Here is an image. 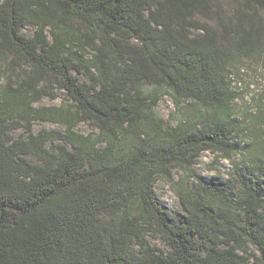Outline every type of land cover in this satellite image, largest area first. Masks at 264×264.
<instances>
[{"label": "trees", "instance_id": "1", "mask_svg": "<svg viewBox=\"0 0 264 264\" xmlns=\"http://www.w3.org/2000/svg\"><path fill=\"white\" fill-rule=\"evenodd\" d=\"M213 1L0 0V54L22 72L0 104V264H264V152L235 165L231 198L204 199L208 189L196 186L180 224L154 195L158 174L175 164L205 152L230 161L250 150L241 146V90L229 64L235 51L253 54L254 32L200 25L196 16L207 18ZM248 3L264 10V0ZM27 25L37 29L31 37ZM71 28L84 30L82 45L96 51L86 67L73 62ZM82 67L88 84L71 75ZM40 82L62 89L74 110L66 144L52 151L44 148L52 133L31 132L32 118L52 115L28 105L39 100ZM144 84L157 91L145 94ZM163 90L177 105L189 102L192 123L172 129L152 116ZM12 110L26 122L27 140L9 135L2 113ZM87 120L110 139L102 150L72 131ZM124 135L132 142L126 153L116 149ZM26 151L42 163H27ZM150 235L167 249L150 245ZM248 244L257 255L239 253Z\"/></svg>", "mask_w": 264, "mask_h": 264}, {"label": "rangeland", "instance_id": "2", "mask_svg": "<svg viewBox=\"0 0 264 264\" xmlns=\"http://www.w3.org/2000/svg\"><path fill=\"white\" fill-rule=\"evenodd\" d=\"M249 0H214L212 9L208 13L207 18L196 16V20L200 25H207L212 30L219 31L223 24L229 25V33L232 28H239L254 32V52L246 57H239L235 51L237 58L229 65L234 76V83L241 90V97L238 99V119L241 124L246 126V133L243 137L242 147L249 145V151H246V156L243 153L235 154L230 161L220 158L211 152L203 153L200 158L194 160L192 164L183 163L175 164L168 168V171L160 173L157 176L154 195L158 205L172 211L174 215V223L180 224L182 217L186 215L187 209L190 208L192 202L189 193L195 187L200 185L204 189H208L206 193H201V197L207 200L222 201L229 195L231 198L230 183L237 179L238 173L235 171V165L239 167L246 165L250 159L256 154L264 152V10L254 11ZM248 16H244V14ZM255 29L258 33H255ZM36 27L27 25L23 29V34L26 37H31L36 31ZM59 34L57 29L52 31ZM47 36L51 40L53 33L47 27ZM85 31L79 28H71L67 31V43L71 53L74 54V63L86 67L93 63L96 51L90 47L82 45ZM10 55L7 53L0 54V104L3 99V94L8 89L9 85L14 89H18L22 81V72L17 66L9 67L8 63ZM73 70L71 75L75 77L79 83L88 84L90 76L84 68ZM94 77L97 74L92 70ZM142 91L145 94H152L157 89L149 84L142 86ZM39 100L29 102V107L33 109L43 110L52 109L50 118L36 117L32 118L31 132L32 135L41 133H52L50 139L44 143L46 150L52 151V146L65 145L66 142L62 136L66 132V115L70 109L71 101L66 96L65 92L55 85H48L45 82H40L36 88ZM32 94V96H35ZM2 116L6 122L12 124L10 136L13 138L22 137L23 140L28 139L26 130V122L20 118L19 111H4ZM155 119L162 120L170 128H176L181 123L189 125L195 120L194 114L191 112L189 102L183 101L176 104L172 94L163 90L160 93L157 106L152 112ZM16 120H18L16 122ZM18 123V124H15ZM150 123L144 122L143 128L148 129ZM72 131L83 137H89V146L94 145V149L102 150L109 143L107 135L103 134L97 122L87 120L77 123ZM116 149L123 150V153L132 145L130 139L126 135L120 136L116 140ZM26 156L23 158L31 165H40L41 157L31 151H26ZM205 181L200 184L199 180ZM199 182V184L197 183ZM206 183H209L208 185ZM236 191V190H235ZM187 195V196H186ZM218 204V203H217ZM264 214V207L262 209ZM147 241L150 245L166 250L164 242L156 236H147ZM239 253H245L248 256L257 255L255 248L252 245H245L240 249Z\"/></svg>", "mask_w": 264, "mask_h": 264}, {"label": "built area", "instance_id": "3", "mask_svg": "<svg viewBox=\"0 0 264 264\" xmlns=\"http://www.w3.org/2000/svg\"><path fill=\"white\" fill-rule=\"evenodd\" d=\"M237 87H238V85H237ZM238 89H240V88L238 87Z\"/></svg>", "mask_w": 264, "mask_h": 264}]
</instances>
